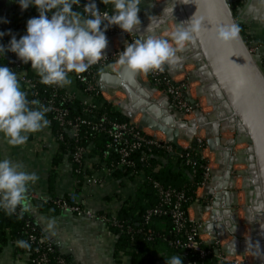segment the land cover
Returning <instances> with one entry per match:
<instances>
[{
	"label": "clouds",
	"instance_id": "clouds-1",
	"mask_svg": "<svg viewBox=\"0 0 264 264\" xmlns=\"http://www.w3.org/2000/svg\"><path fill=\"white\" fill-rule=\"evenodd\" d=\"M22 10L30 5L39 13L28 19L26 34L19 39L11 31L0 32V39L11 35L7 45L0 44V56L5 52L15 53L23 63H31L44 85L63 87L71 84L69 73H83L97 63L104 55L108 45L106 30L115 25L123 32L133 33L141 24L138 13L142 0H101L111 6V12L100 11L95 0H88L82 10L81 0H16ZM171 9V14L173 13ZM167 6L163 14L167 15ZM50 14V15H49ZM7 22V21H3ZM201 19L191 18L186 23H177L170 34L164 38L149 34L142 39L128 43L119 53V64L133 72L148 73L160 69L165 63H174L187 42L198 35ZM103 25V27H101ZM147 32L153 29L148 27ZM235 25L219 27L217 39L228 42L238 37ZM39 101L27 99L21 90L17 73L8 66L0 64V135L11 145H22L29 133L43 130L49 125L45 118L46 107ZM39 177L34 172L22 170L21 165L9 159H0V209L12 215L21 208V216L27 211L28 185ZM17 246L30 249L25 240H17ZM166 264H183L179 255L166 259Z\"/></svg>",
	"mask_w": 264,
	"mask_h": 264
},
{
	"label": "trees",
	"instance_id": "trees-1",
	"mask_svg": "<svg viewBox=\"0 0 264 264\" xmlns=\"http://www.w3.org/2000/svg\"><path fill=\"white\" fill-rule=\"evenodd\" d=\"M13 1L15 2V6L19 5L16 0ZM86 2H88V0H81L80 8L77 9L76 6H73V10H82ZM95 2L97 8L107 9L106 5L101 3V0H95ZM237 3L239 2L232 4V11L234 13L236 12L234 6H236ZM0 4H2V2H0ZM38 15L39 13L36 8L31 5L26 10L15 11L9 16L5 15V17L1 19L2 26L0 32L7 33L10 30L11 35H15L16 38L19 39L26 34L28 19L37 17ZM3 21L7 22L5 23ZM101 27H103V25H101ZM111 27L116 28L114 25ZM239 30L241 34L245 32L242 24H239ZM11 35H5L0 39V44L7 45L11 39ZM14 57H17L15 53L6 51L4 57L0 56V64L9 67ZM11 70L17 74H25L26 78L36 83L34 90L36 92V97H34L31 91L24 89L23 84L19 81L21 90L27 94V99L29 101L36 100V98L41 100L39 105H30L31 107H45L47 100L55 95L53 97L55 106L67 110L66 120L69 121L67 125H60L56 119V114L49 110L46 112L45 118L49 121L52 135L54 137L62 135L63 138L62 141H56L57 149L52 159V170L54 172L55 167L61 162L64 156L70 160L72 164V174L76 180L73 193L78 192L83 180L90 175L88 167H86V160L93 159L97 160L92 164L93 170L104 168L114 180L120 181V184H123L124 180H133L138 175H143L144 178L149 177L159 181L164 187L183 191L186 198L184 202L185 207L194 200V192L202 183L204 161L196 146L192 149L184 150L186 154L192 157V167L191 165H185L180 159L173 162L169 156L170 153L162 146L155 145H143L131 152L129 158L133 162L132 167L119 166L120 153L118 150L121 145L112 142L107 130L111 128L110 123L127 122L128 119L125 115L117 110L111 103L104 100L96 91L85 94L89 96L91 103L94 105L89 112L84 111L88 105L78 98H75L72 102H62L60 98L64 91L63 87L42 84L36 71L31 68L30 62L25 64L23 61H19V63L12 65ZM92 70L94 73L97 72L98 66L92 67ZM69 76L73 77V73H69ZM75 83L77 88L82 91L83 85L78 84L76 81ZM76 118L84 119L87 123L80 124L78 126L77 135L73 136V121ZM101 118H105L104 130L92 129L89 124L99 122ZM80 147L85 149L84 160L81 162H74L72 158L73 154L75 150ZM181 151L183 152L182 149ZM143 153H145V159L140 160ZM172 162L175 164H172ZM162 163H164V165H162ZM192 168L194 169L193 173L191 171ZM50 177L52 185L54 174H51ZM73 193L65 194L62 198L71 202V195ZM156 203L157 196L155 195V190L147 181H144L138 186L132 197L120 203L118 209L114 212L115 219L120 226L106 225L116 239L114 255L125 254L129 256L131 264H144L145 261L147 264H153L154 254L163 252L166 255L163 259V264H166V259L172 255L180 254V249L173 244V241L182 239V235L174 231L170 216L167 214L155 215L147 221L143 217L144 211L155 206ZM49 204L54 206L51 201ZM17 209L20 211L19 215H7L0 209V253L8 244H15L17 252L19 253L29 251L30 249L21 248L16 244V241L21 239L28 242L26 230H29L32 234L43 237L34 218L27 211H24L22 213V218H19L21 216V208L18 207ZM102 214L103 213H96V215ZM148 234L150 235V239H148ZM54 255L63 257L55 249ZM188 256L192 260L197 259V255L193 252H189ZM66 261L68 260L66 259ZM68 262L72 264L70 261ZM29 264L33 263L29 261ZM201 264H214V253L206 256L201 261Z\"/></svg>",
	"mask_w": 264,
	"mask_h": 264
},
{
	"label": "crops",
	"instance_id": "crops-1",
	"mask_svg": "<svg viewBox=\"0 0 264 264\" xmlns=\"http://www.w3.org/2000/svg\"><path fill=\"white\" fill-rule=\"evenodd\" d=\"M0 2V19L20 11V6H15L13 0ZM239 2L242 6L236 15L242 19L246 35L260 46L264 70V0ZM69 77L72 82L65 85V89L81 101L91 102L88 95L78 90L73 77ZM31 134L37 138L36 143H40L39 150L33 147V136H30L26 143L14 146L0 135V159L7 158L13 164L21 165L22 170L34 172L39 177L36 182L28 185L27 212L34 218L43 237L72 264H131L129 256L114 255L115 236L101 219L76 216L49 204L53 198L73 193L76 180L72 174V164L64 156L53 172L52 159L57 143L49 125ZM206 150L203 149L202 157H208L209 160L213 157L212 160L215 161L214 152L208 153ZM215 154L218 155L216 152ZM96 161L86 160L90 175L83 180L80 189L73 195L82 206L94 213H114L123 200L134 195L138 186L144 182V176L138 175L133 180H124V183L120 184L121 182L114 180L104 168L93 170L92 164ZM51 174H54L52 185ZM203 191L196 190V196L200 197ZM196 209L201 210L196 203L189 208L191 216H194ZM165 257V253L157 252L154 254L153 264H163ZM0 264H29V257L26 252H17L15 244H8L0 253Z\"/></svg>",
	"mask_w": 264,
	"mask_h": 264
},
{
	"label": "water",
	"instance_id": "water-1",
	"mask_svg": "<svg viewBox=\"0 0 264 264\" xmlns=\"http://www.w3.org/2000/svg\"><path fill=\"white\" fill-rule=\"evenodd\" d=\"M239 1L176 0L174 9L182 15L185 23L192 17L201 19L199 33L198 35L194 34L191 42L196 51V58L203 60L206 64L205 75L213 81L214 87L218 90L219 98L224 103L225 110L222 109L223 111L219 113L220 121L228 120L238 132L246 133L249 137L250 150L248 152L251 156L249 165L251 174L255 177L252 187L256 194V212L259 210L256 215L261 216L263 222L261 237L264 252V70L259 63L262 59L260 46L255 42L258 47L257 53L256 55L250 53L251 45L239 30L242 19L232 11V4ZM237 11H240V8ZM158 22L165 23V18ZM232 25L238 28V37L228 42L219 41L217 29ZM1 26L2 21L0 19V29ZM106 54L105 49L103 55ZM182 62L183 60L178 58L174 63L165 64L172 68L179 66ZM137 74L138 72L129 70L126 65H121L116 74L106 71L105 67H99V86L102 88L105 84L110 86L121 85L129 96L130 109L133 112L139 111L138 108H145L146 113L148 112L147 114L151 115L158 123L167 122L165 105L158 106L156 104L155 106L149 101L148 93L138 84ZM201 119L197 120L199 125L208 123L204 118ZM213 125L215 126L214 134L218 139L219 121ZM158 126V128H162L160 125ZM177 137L178 131L174 130L171 143L176 149H180L181 146L177 143ZM220 148L222 147L220 146ZM224 157L225 173L221 176L212 177V181L216 182L213 202L215 209L212 211L216 221L213 224L209 223L206 227L208 230L223 231L228 229L229 232H233L236 226L229 218L222 219L220 213L222 209L225 211L230 207L229 182L233 164L231 146H227ZM217 200H220L219 204L216 203ZM244 243L242 241L240 244L243 245ZM230 245L237 248L239 240L237 238L232 239ZM262 261L264 263V255Z\"/></svg>",
	"mask_w": 264,
	"mask_h": 264
},
{
	"label": "built area",
	"instance_id": "built-area-1",
	"mask_svg": "<svg viewBox=\"0 0 264 264\" xmlns=\"http://www.w3.org/2000/svg\"><path fill=\"white\" fill-rule=\"evenodd\" d=\"M99 9V8H98ZM100 11H109L106 9H99ZM111 12V11H109ZM114 27H116L114 25ZM111 33L112 30L110 28L108 29ZM107 30V31H108ZM247 34V33H246ZM251 47L249 49L250 53L252 55H256L257 53V45H255V41H247ZM20 60L18 57H14L9 64L10 69H12L13 64L19 63ZM260 65L263 67V62L262 59L259 62ZM105 68H107L105 66ZM179 66H174V67H168L166 64H164L160 69L156 70V72H161L163 69L166 70L165 77L163 78V81L168 80L169 78H172L175 80V78L180 77L183 73H176L172 74V71H175L178 69ZM140 75V72H138L137 76ZM19 81L23 84L24 89L30 90L32 95L36 97V92L35 86L36 83L34 81H31L30 79L26 78L25 74L19 73L17 74ZM141 76V75H140ZM155 71L153 70L151 72V77H155ZM150 77V76H149ZM150 77L151 80H153ZM182 78V77H181ZM180 78V79H181ZM73 79L80 85H83V90L82 92L85 94H90L93 91L100 92L101 96L103 97L104 100L108 101V97L106 96L109 94L107 90H103V88H100L99 86V81L97 82L95 73L92 70V65L83 73H74L73 72ZM179 79V80H180ZM98 83V84H97ZM148 84V81L146 82ZM98 87L100 89H98ZM62 88V87H61ZM63 94L60 98L62 102H72L76 96L73 95L71 92H69L65 87L63 86ZM126 95L127 92H121ZM110 95V94H109ZM55 95L52 96L51 99L47 100L45 107L49 109V111L53 112L56 114V119L59 122L60 125H67L69 124V121L66 120L67 116V110L65 108H58L55 106L54 102V97ZM111 97V96H110ZM37 101L41 102L39 98H36ZM83 102V101H82ZM86 105H88L84 111L89 112L94 105L91 102H84ZM123 115L125 113L123 111H120ZM220 113V112H219ZM128 116V115H125ZM219 116V115H218ZM130 117V116H129ZM128 117V118H129ZM104 121L105 118H101V121L96 122V123H90L89 125L91 126L92 129H101L104 130ZM227 121V120H226ZM222 122V121H221ZM87 123L86 120L84 119H79L76 118L73 121V136H76L78 133V126L80 124ZM221 124V123H220ZM230 124V123H229ZM111 128L107 130L108 135L111 137L112 142L118 143L121 145L119 148V153H120V162L119 166H125V167H132L133 162L130 160L129 155L131 152L134 150L140 148L143 145H155V146H162L161 140L157 139V135L154 134V138L152 137H147V133L144 132V130H140L131 120H128L125 123H110ZM233 125V124H232ZM234 126V125H233ZM238 133V131L236 130ZM168 135V134H167ZM236 135V134H235ZM30 136L34 135L29 133L28 138ZM235 137V136H234ZM35 139H31L33 141V147L36 150L40 149V143H36ZM55 142L56 141H62V135H58L54 137ZM164 141H162L163 143ZM57 143V142H56ZM165 143V142H164ZM189 147L187 149H192L195 146V143H192L190 141ZM173 146L172 144L170 147ZM236 147V146H235ZM175 148V147H174ZM165 149V148H164ZM183 149L181 147L179 150ZM232 147V155L234 154ZM168 153L169 151L165 149ZM183 150H186L184 148ZM213 151V150H212ZM200 156L201 155V151ZM85 157V149L80 147L77 148L73 154V161L74 162H81L84 160ZM203 158V157H202ZM145 159V153L141 156L140 160ZM192 162V160H191ZM193 164V163H192ZM249 164V162L247 163ZM234 162L232 164V170H236L233 168ZM193 169V168H192ZM192 173L194 172V169L191 170ZM240 172V171H238ZM244 175V180L243 181H248L247 180V175ZM231 178H234L232 176V171H231ZM236 178V177H235ZM144 181H147L152 185V187L155 190V195L157 196V203L155 206L150 207L144 211V219L147 221L149 220L152 216L155 215H164L167 214L170 216L172 224L174 226V231L176 233H179L182 235V239H176L173 241V244L180 249V254L179 256L183 260V264H201V261L211 253H214V264H254L253 261V253H254V247L250 251H245L241 250L242 246L238 245L237 249L235 250L233 247L228 245V242L231 241L234 238H237L239 240V244L247 240V237L244 236H239L236 234L235 230L233 232H229V235H227V241L223 243L220 241L217 237V232L215 229L208 230L207 225L209 223L213 224L216 221V217L212 214V204L209 206H203V198L204 196L208 195H213V194H208L204 193L205 188L209 186V184H206L205 182H202L197 188L202 189L203 193L200 197L196 196V190L194 192L195 198L193 201L188 206H184V202L186 200L185 194L183 191H177L175 189H172L170 187H164L159 181H156L152 178H144ZM250 183V182H249ZM231 188V187H229ZM234 194V192L229 191L230 195V207L228 210L237 212L238 209L234 208L233 205H238L239 203H232L231 202V196ZM215 197V196H214ZM51 202L53 203L54 207L58 208L59 210H64L69 213H72L76 216H82V217H87V218H99L101 219L105 225H113L119 227L120 225L117 223L114 213L111 211L108 213H103L102 215H96L91 209L82 206L77 200L75 195H71V202L66 201L62 197H56L51 199ZM198 205L201 210H197L194 213V216L190 215L189 208L195 204ZM249 207V204L245 208ZM212 209V210H211ZM211 210V212H209ZM223 211V209H222ZM20 211L17 209L16 212L14 213L15 215H19ZM207 220V225H204V221L200 224V220ZM231 220V219H230ZM234 225L237 228L236 223ZM28 226V225H27ZM224 231V230H223ZM27 234L28 238V243L30 244L31 248L29 251H26V254L29 257V261L33 264H70L66 259L60 256H55L54 255V247L53 244L46 240L42 236H37L35 234H32L29 230L25 231ZM149 235V234H148ZM205 236V237H203ZM148 239H150V235L148 236ZM220 243V246H222V249H219L217 246ZM263 239L261 238L260 241H255L254 245L257 244H262ZM189 252H193L197 255L196 260H192L189 258L188 254ZM250 254V255H248ZM263 262V261H262ZM144 264H147L145 261Z\"/></svg>",
	"mask_w": 264,
	"mask_h": 264
},
{
	"label": "rangeland",
	"instance_id": "rangeland-1",
	"mask_svg": "<svg viewBox=\"0 0 264 264\" xmlns=\"http://www.w3.org/2000/svg\"><path fill=\"white\" fill-rule=\"evenodd\" d=\"M168 0H142V3L140 5V12L138 13L139 19L141 21V24L137 30H135L133 33H126L123 32L118 26L116 28H110V31L106 30V36L108 39V48H107V54L104 55L97 63L93 64L92 67L98 66L97 72H95L96 80L97 82L99 81V67H107L106 69H110L111 73H117L118 70L121 67V64H119V53H121L126 45L128 43H131L135 41L136 39H142L146 37L149 34H155L160 37L164 38H170L171 32L174 30L177 21L174 23L173 21H170L173 17V13L171 14V9L169 10V14L165 15L163 14V9L162 7L165 2ZM241 3H237L236 6V12L238 8H241ZM106 8L108 10H111L110 5H106ZM106 9V10H107ZM235 12V13H236ZM234 13V12H233ZM234 13V14H235ZM169 15V16H168ZM165 18V23H160L158 22L159 20ZM174 20V19H173ZM170 21V22H169ZM158 22V23H156ZM171 24V25H170ZM166 25V26H165ZM148 27H151L153 29L152 33H149L146 31ZM243 37H246V41H254L252 40L251 37L246 36V33H242ZM187 47H189V42L186 43L185 47L177 53L178 58L183 57V62L185 63L189 59V55L187 54ZM185 56V57H184ZM198 65V62L195 60H192L189 63L184 64V68L180 73H183L180 77L172 79L169 78L166 81H163V78L165 77L166 70L163 69L161 72H156L155 77H151V72L148 73H140L141 75V80H143L144 83L148 81V86L151 90L153 91V95H149V101L153 103L155 106L156 104L159 106L160 103L158 102V96L162 95L163 97V103L161 105H165V109L168 110L169 115L173 116V114H177L178 116H181V118L177 117L176 120H178L180 125H185L187 128H193V132L191 130V139L190 141L192 143H195V146L198 151H203V149H207L206 152H213L211 150V145L209 141V134L212 136L210 133V128L209 123H212V121H215L219 118L218 113L223 111L222 109L220 110L219 107H217L216 98L214 94L208 89L210 88V84L206 79H202L200 77L196 78V74L194 70H196V66ZM179 73V72H178ZM153 79L151 80L150 77ZM182 77V78H181ZM181 78V79H180ZM180 79V80H179ZM98 84V83H97ZM119 86V85H117ZM98 89H100L98 87ZM79 90V89H78ZM110 91H115L113 96L106 95L108 97V102L111 103L117 110L119 111H124V107L128 105L130 107V99L129 96L121 93L122 91L125 92V89L121 86L115 87L113 86V89ZM206 91V92H205ZM100 94V92H98ZM101 95V94H100ZM158 95V96H157ZM167 102V104H166ZM143 103V102H142ZM144 104V103H143ZM221 106V105H220ZM144 107V106H143ZM222 108V107H221ZM140 109V108H138ZM137 109V110H138ZM145 109V108H144ZM219 109V111H218ZM145 111V110H144ZM138 111L136 112L135 117H131L130 115L126 116L128 120H131L140 130H144L145 133H147V137H152L154 138V134L157 135V139L159 141L161 140V144L163 148L167 149L170 153L171 160L173 162H176L177 159H180L183 161L185 165H191L192 167V157L189 154H186L184 152V148H188L190 144H188L186 141H182L179 143L181 147H183V152L179 149L174 148V146L170 147V141L167 138V131L161 129H157L158 127L156 124H154L155 128H150V127H144L142 126L144 124V121L142 120V117L145 116L147 118V113L145 111ZM127 115V114H125ZM130 116V117H129ZM175 116V115H174ZM129 117V118H128ZM149 117V116H148ZM141 118V119H140ZM150 118V117H149ZM170 117H167L169 119ZM201 118H204L207 123V125H199L197 123V120ZM153 119V118H150ZM154 120V119H153ZM203 120V119H201ZM155 121H153L154 123ZM151 123V124H153ZM222 123V122H221ZM150 124V123H149ZM150 124V125H151ZM159 124V123H158ZM162 125V124H161ZM220 126V125H219ZM207 130L209 132H207ZM213 130V129H212ZM237 135L236 129L232 133L228 132H222V135L226 137V140H233V143L231 145V150L232 147L234 148V154H235V137ZM222 135L220 134L219 131V139L223 138ZM229 140V141H230ZM162 141H164L162 143ZM194 146V147H195ZM229 146L228 144L225 146ZM239 148H243L242 145H238ZM245 147V146H244ZM200 153V152H199ZM218 153V152H217ZM222 155V152H220ZM233 154V155H234ZM219 156V154H218ZM234 157V156H233ZM216 159V157L214 156ZM203 172H202V182H205L206 184L211 185L212 177V172L214 169H218L220 164L218 161L209 160L208 157L205 158L203 157ZM243 154L242 153H237V161H242ZM224 162V161H223ZM217 163V164H216ZM240 169V168H239ZM193 170V169H191ZM240 171V172H237ZM243 171V172H242ZM249 175L251 173V168L249 164H244L242 165V168L240 170H232V176L238 180L237 181V187L229 188L230 192H234V194L237 196L236 198L238 201L235 203H239L238 205H233L234 208H237L239 213V218H238V225L242 227L245 231V236L251 237L250 233V228L252 227V233H253V238L257 239V231H256V219L260 218L257 216L256 213V206H255V201L252 202L251 198H255V192L253 190V185L252 183H249V185H245L243 180H244V174ZM218 174V173H216ZM211 175V176H210ZM238 176V177H237ZM251 177V176H250ZM211 179V180H210ZM248 180V179H247ZM249 181V180H248ZM233 184L231 183V186ZM252 187V188H251ZM215 190V184L213 185L212 190ZM208 191V192H207ZM204 193H210V190L204 191ZM250 195H249V194ZM252 193V194H251ZM248 194V195H247ZM215 194L213 195H208L204 196L203 198V206L211 205L212 202L215 199ZM251 197V198H250ZM249 204V207H251V211L253 208L255 211H252L250 216L246 212L247 210L245 209L247 205ZM249 207L247 209H249ZM202 221H204V225H207V220L203 219L200 220L199 223L201 224ZM260 223H262L260 221ZM258 230V229H257ZM205 237V236H203ZM249 239V238H248ZM219 249H222V246H220V243L217 246Z\"/></svg>",
	"mask_w": 264,
	"mask_h": 264
},
{
	"label": "bare ground",
	"instance_id": "bare-ground-1",
	"mask_svg": "<svg viewBox=\"0 0 264 264\" xmlns=\"http://www.w3.org/2000/svg\"><path fill=\"white\" fill-rule=\"evenodd\" d=\"M176 0H168L167 2H165V4L162 6V7H166L167 6V8L170 10V9H172L173 8V6H174V8L176 7ZM174 19V20H173ZM177 21V23H185V21H184V19H183V17H182V15L177 11V10H175V9H173V17H172V19L170 20V21H173L174 23ZM169 21V22H170ZM171 25V24H170ZM166 26V25H165ZM107 48H108V46H107ZM107 48H106V51H107ZM191 53V55H189V59L185 62V63H189V62H191L192 60H195L196 59V61L198 62V65L196 66V70H194V72H195V74H196V78H198V77H200L201 78V80L204 78V79H206V81H208L209 82V84H210V88H208L213 94H214V96H215V98H216V103H217V107H219V109L221 110V109H223V110H225V107H224V103L221 101V99L219 98V95H218V90H217V88L216 87H214V83H213V81L210 79V78H208L206 75H205V66H206V64H205V62L203 61V60H200V59H197L196 58V51L194 50V47H193V45H192V42L191 41H189V47H187V54H190ZM177 57H180V56H178L177 55ZM185 57V56H184ZM180 59H183V57L182 58H180ZM185 63H180L179 64V68L178 69H176L175 71H172L171 73L172 74H176V73H180L181 71H182V69L184 68V64ZM106 71H109V72H111L110 71V69H106ZM138 84H139V86L141 85L142 87V89L145 91V92H147L148 93V95H153L154 93H153V91L154 90H151L150 88H149V86L146 84V83H144L143 82V80H141V76L139 75L138 76ZM119 86H121V85H119ZM119 86H115V87H119ZM102 88H103V90H107L108 92H109V94H107V95H109V96H113L114 95V92L115 91H110L111 89H113V86L111 85H103L102 86ZM206 92V91H205ZM158 96V95H157ZM163 96L162 95H160V96H158L157 98H158V102L160 103V105L159 106H161V104L163 103V98H162ZM221 105V106H220ZM141 107H143V106H141ZM222 107V108H221ZM219 109H218V111H219ZM144 110V108H140V110L139 111H143ZM151 111H153V110H151ZM125 114H127V115H130L131 117H136L137 118V114H136V112H133L131 109H130V107L128 106V105H126L125 107H124V111H123ZM138 112V111H137ZM165 112H166V114L165 115H167V117H170L169 119H167V122H159V124H158V122L154 119H150V118H152L151 117V115H149V114H147L148 116H147V118L145 117V116H143L142 118V120L144 121V124L142 125V126H144V127H150V128H155V126H154V124H156L157 126L158 125H160V127H162V128H158V127H156L158 130L159 129H163V130H165V131H167V138L169 139V141H170V144H172L171 142H172V139H171V137H172V133H173V131L174 130H177L178 131V137H177V143H178V145H179V143H181V140L182 141H188L187 143L189 144V142H190V139H191V130H192V132H193V128H187V126H185L184 124L183 125H180L179 124V122H178V120H176V118L177 117H179V118H181V116H178L177 114H173V116H170L169 115V112H168V110L167 109H165ZM155 113V112H154ZM175 115V116H174ZM218 115H219V113H218ZM141 119V118H140ZM153 121H155L154 123H153ZM216 121H219V127H220V129H219V131H220V134L222 135V132H228V133H232V132H234L235 131V129H236V127L235 126H233L228 120L226 121V120H224V121H222V123L220 124V118H218L217 120H215V121H212V123H209V126H211V128H210V133L212 134V136L209 134V141H210V145H211V150H213V152H214V155H215V157H216V161H218L219 162V164H220V166H219V168L218 169H214L213 170V172H212V175H214V176H221V175H223L224 173H225V170H226V163H225V157H224V153H225V151H226V149H227V147H225L227 144L229 145V146H231L232 145V143H233V140H226L227 138L226 137H224L223 135H222V137L223 138H221V139H217V137L215 136V134H214V130H212V129H214V123L216 122ZM151 123H153V124H150ZM230 123V124H229ZM162 124V125H161ZM207 125V124H206ZM163 130H161V131H163ZM170 132H172L171 134H170ZM207 132H209L208 130H207ZM180 139V140H179ZM249 137H248V135L246 134V133H242V132H238L237 133V135L235 136V143H236V147H235V149H236V151H235V154L233 155L234 157H233V162H234V165H233V168L234 169H236V170H240L241 168H242V165H244V164H246V163H248L249 162V160H251V156L249 155V152H248V150H250L249 149ZM238 145H242L243 146V148H239L238 147ZM220 146L222 147V148H220ZM245 146V147H244ZM215 152L217 153V154H219V156L218 155H216L215 154ZM220 152H222V155L220 154ZM242 153L243 154V160L242 161H237V153ZM224 161V162H223ZM217 164V163H216ZM240 168V169H239ZM238 172V171H237ZM243 172V171H242ZM216 173H218V174H216ZM211 176V175H210ZM213 176V177H214ZM251 176V177H250ZM238 177V176H237ZM247 179L249 180V181H243L244 182V184L245 185H249V183L248 182H250V183H252V182H254L255 181V177H254V175L253 174H247ZM211 180V179H210ZM237 179L236 178H231L230 179V182H229V187H231V188H233V187H237ZM231 183L233 184L232 186H231ZM216 185V182H212L211 183V185H209V186H207L205 189L207 190H210V188H211V192L213 193V194H215L216 193V191L213 189L212 190V188H213V185ZM252 185V184H251ZM252 188V187H251ZM200 190V189H199ZM200 192V191H199ZM208 192V191H207ZM249 194V193H248ZM247 194V195H248ZM252 194V193H251ZM250 195V194H249ZM236 196H237V193H236V195L235 194H232V196H231V202L232 203H235V201L237 202L238 201V199L236 198ZM255 197H256V194H255ZM251 198V197H250ZM251 200H252V202H254L255 201V199H253V198H251ZM216 203H220V200H217L216 201ZM212 207V209H215L214 208V206L212 205L211 206ZM211 209V210H212ZM211 210L209 211V212H211ZM252 211H255V209L253 208V210ZM252 211H251V207H249V209H247V213H248V215L250 216V214L252 213ZM259 211V210H258ZM257 211V212H258ZM256 212V213H257ZM221 213V217H222V219H225V218H229V219H231V221H232V223L234 224V223H236V225H237V228H235V232H236V234L237 235H239V236H244V237H247V236H245V231H244V229H242V227L240 226V225H238V218H239V213H237V212H233V211H229V210H223V211H221L220 212ZM255 213V214H256ZM253 214V213H252ZM257 216H259V215H257ZM215 217V216H214ZM260 218H257L256 219V221H255V223H256V233H257V239H255V238H253V233H252V227L250 228V233H251V237H247V239H248V241L247 240H244V244L243 245H241V244H239V245H241L242 246V248H241V250H245V251H250L253 247L255 248L254 249V255H253V261H254V264H264L263 262H262V256L264 255V252H263V245L262 244H257V245H254V242L255 241H260L261 240V235H262V229H261V226H263L262 225V217L261 216H259ZM260 221L262 222V223H260ZM258 229V230H257ZM217 237L216 238H218L220 241H222L223 243H225V242H228L227 241V235H229V230L228 229H225L224 231H218L217 233ZM230 242L231 241H229L228 242V245L229 246H231L230 245ZM232 247V246H231ZM235 250L237 249L236 247H233ZM248 255H250V254H248Z\"/></svg>",
	"mask_w": 264,
	"mask_h": 264
}]
</instances>
